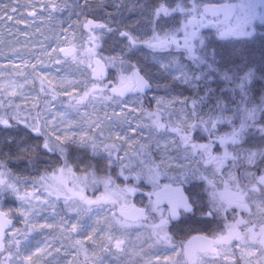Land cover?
Returning <instances> with one entry per match:
<instances>
[{
	"label": "snow or ice",
	"instance_id": "1",
	"mask_svg": "<svg viewBox=\"0 0 264 264\" xmlns=\"http://www.w3.org/2000/svg\"><path fill=\"white\" fill-rule=\"evenodd\" d=\"M115 3L117 15L103 22L87 18L88 0H73L71 8L56 0L27 5L33 19L38 8L50 16L68 9L78 21L85 17L79 28L86 31V42L60 47L59 52L65 60L86 64L93 80L79 96H73L75 84L67 81L66 109L72 111L61 112L58 120L41 119L38 105H33V116V109L17 104L12 97L22 87L19 82L0 84V202L5 196L19 200V214L33 228L50 208L63 232L91 242L93 264H107L108 257L120 255H139L135 264L153 260L161 264L173 257H179L173 264H217L229 250L244 264H252L245 258L254 255L257 264H264V50L257 56L249 48L257 27H264V0ZM20 10L16 0L11 11ZM124 10L137 13V18L125 19ZM3 17L0 12V20ZM69 20L72 30L71 16ZM105 37L112 41L115 54H102ZM81 52L86 60L79 58ZM169 80L193 90L190 109L185 99L179 112L174 108L169 112ZM64 83L61 80L60 86ZM45 91L41 81V92ZM50 91L55 99L57 92ZM150 91L156 93L157 106L148 112L151 131L133 148L134 138L124 136V125L131 126L128 114H123L128 105L124 97L134 93L135 101L142 102ZM97 100L121 105V112L112 116L105 112L96 119L81 113V106L88 104L95 111L92 102ZM152 133L157 134L154 143ZM117 140L124 144L117 145ZM5 154L23 157L37 169L47 165L40 177L45 183L37 188L39 182L13 176L3 161ZM49 178L55 182L46 183ZM29 183L36 191L42 188L43 194L22 193L21 185ZM101 185L99 196L86 194ZM137 196L141 206L133 203ZM61 199L63 209L57 206ZM69 213L75 215L65 220ZM108 213L111 218L102 223ZM44 219L40 227H53ZM12 227L8 213L0 210V264H24L25 257L31 262L34 253L28 244H21V237L27 240V228L16 230L18 234L5 243L6 229ZM145 231L148 237L141 241ZM145 245L155 251L146 253ZM73 246L87 259L88 249L81 240ZM36 251H43L39 244Z\"/></svg>",
	"mask_w": 264,
	"mask_h": 264
},
{
	"label": "rangeland",
	"instance_id": "2",
	"mask_svg": "<svg viewBox=\"0 0 264 264\" xmlns=\"http://www.w3.org/2000/svg\"><path fill=\"white\" fill-rule=\"evenodd\" d=\"M44 2L46 0H19L21 10L12 12L11 5L16 3V0H0V12H4V17L0 20V84L7 87L10 80L19 82L22 87L18 88L17 95L12 97L17 104L27 109H33V105H38L41 119L46 117L51 119L56 116L58 120L61 112L65 110L72 111L71 109H66L67 102L70 100V97L64 94V90L70 88L67 81L71 79L73 84H75V87L71 89L73 96H79L82 95L85 88L90 89L92 87L93 79L91 70L86 67V64L77 65L71 59L65 60L63 53L59 52L60 47H69L73 43L79 46V42H86L87 33L79 28V24L85 17L81 16L78 21L77 17L72 15L68 9L53 11L50 16L49 12L41 11L39 8L36 9L38 12L37 18L33 19L30 17V9L27 5L29 3L41 4ZM56 2H66L70 8L74 7L73 0H56ZM81 3H83V0H81ZM5 6L8 7L5 8ZM86 8L87 18L94 17L97 22L105 21L109 15H117L115 0H88ZM8 16H12L13 19H8ZM70 16L73 24L72 30H68ZM123 17L135 20L137 13H130L124 10ZM261 32H264V27L258 26L256 36L251 38L249 42V48L257 56L261 50H264V35H261ZM73 36L75 37L74 40L72 39ZM65 37L69 39L66 41ZM105 41L102 54H115L111 48L112 41L107 37H105ZM79 58L86 60V54L81 52ZM57 59H60L61 63H56ZM61 80L65 81L63 87L60 86ZM41 81H43L45 92H41ZM168 83L171 85V106L169 107V112L173 111V108L176 112H179L180 103L185 99H187L190 109L191 99L195 95L193 90L184 85L174 84L170 80ZM50 89H55L57 92L55 99H53ZM20 92H23L24 95H19ZM159 94L164 95L163 92ZM154 95L156 93L152 91L142 102L135 101L134 93H129L124 97L128 101V105L123 107V114H128V118L131 121L130 127L124 125V136L134 138V140L130 141L133 148L142 143L151 131V120L148 112L156 110L157 106L153 100ZM92 103L95 104V111H93L92 104H88L87 107L81 106V113H89L92 119L104 117L105 112L109 116H112L113 112H121V105L112 104L111 101L97 100ZM132 108L136 110L131 111ZM32 115H36L35 109H33ZM72 115L75 117L74 111ZM167 115V113H164L165 119H167ZM75 118L79 119V117ZM137 125H140V127H137ZM20 127L22 128L23 126L21 125ZM132 129H135V131ZM156 135V133H152V143H154ZM173 135L168 134L169 137ZM115 142L117 145L124 144L123 140ZM168 143H172L171 138L168 139ZM124 146L125 148L128 147L127 145ZM169 150L174 151V149ZM5 153H7V149H5ZM31 155L34 156L35 154ZM3 161L7 171L12 173L13 176L19 177L22 181H37L39 182L36 185L37 188H40L41 183H45L40 181V177L44 175V169L47 165L42 164L37 169V167L28 164L23 157L17 159L7 154L3 156ZM50 175L49 173V177ZM77 175H80V173L78 172ZM54 182L51 178L46 181L48 184ZM69 184H71V180H69ZM24 191L34 192L37 196L43 194L42 188L40 191H36L31 183L27 184L26 187L23 184L21 185V192L23 193ZM102 192L103 186L101 185L95 193H93L92 189H89L86 194L91 197L94 195L99 196ZM33 203H39V201H33ZM133 203L140 204V197L133 198ZM144 203H147L146 199ZM20 204L21 202L15 197L5 196L3 201L0 202V210H4L8 213V216L16 221L10 231L9 239L18 234L16 230L28 229L27 240L21 237V244H28L34 255L31 262L25 257L24 264H93L92 244L86 237L75 233L63 232L59 218L55 220L52 218V210L50 208L41 213L39 224L33 228L32 225L26 224L23 217L20 216ZM57 206L61 209L64 208L63 199L58 202ZM74 215V213H69L64 216V219L70 220ZM246 215L244 214L245 217ZM44 217H47V223L52 224L53 227H40V225L45 223ZM110 218L111 214L108 213L107 217H102V223ZM229 218H231L230 214ZM69 237H72V239ZM147 237L148 233L145 231L141 241L146 240ZM75 240H81L84 247L88 249L87 259H85L83 251L78 253L76 247L73 246ZM37 244L42 247L43 251H36ZM57 248H60L59 252L56 251ZM144 251L151 253L155 251V248L145 245ZM236 252L237 257H239V249H236ZM229 254L228 257L218 259L217 264H228L227 260H231L230 264H236L239 260L243 261L244 264V260L233 258L231 250H229ZM53 256L57 257V259L53 260ZM129 260L132 261V264H135L139 260V255L132 257L120 255L116 259L108 257L107 264H129ZM140 264H144V262L140 261Z\"/></svg>",
	"mask_w": 264,
	"mask_h": 264
},
{
	"label": "flooded vegetation",
	"instance_id": "3",
	"mask_svg": "<svg viewBox=\"0 0 264 264\" xmlns=\"http://www.w3.org/2000/svg\"><path fill=\"white\" fill-rule=\"evenodd\" d=\"M30 16V15H29ZM31 17V16H30ZM137 204V206H141L140 204H138V203H136ZM4 211V210H3ZM5 212V211H4ZM6 213V212H5ZM9 218H11V219H13L14 220V218H12V217H10V216H8ZM246 218V217H245ZM229 219H231V218H229ZM15 224H16V221H15ZM14 224V225H15ZM13 229V228H12ZM12 229H10V230H8V231H6L7 232V236L5 237V243H7V240L9 239V236H10V231L12 230ZM235 243V242H234ZM3 255H7V253H4ZM230 254H228V256H229ZM258 255V254H257ZM195 256H199V252L195 255ZM227 256V257H228ZM238 256V255H237ZM176 259H179V257H173V260H171V261H163V262H161V264H173V261L174 260H176ZM248 260H250L251 262H252V264H257V261H256V256L254 255V256H250V257H248L247 258ZM229 262V263H228ZM227 263L228 264H230L231 263V260H227ZM153 264H157V261H155V260H153ZM236 264H243V261H241V260H239Z\"/></svg>",
	"mask_w": 264,
	"mask_h": 264
},
{
	"label": "water",
	"instance_id": "4",
	"mask_svg": "<svg viewBox=\"0 0 264 264\" xmlns=\"http://www.w3.org/2000/svg\"><path fill=\"white\" fill-rule=\"evenodd\" d=\"M92 79H93V77H92ZM151 92H152V91L148 92V94L151 93ZM148 94H147V95H148ZM9 219H11V218H9ZM11 220H12V226H14L15 221H14L13 219H11ZM12 228H13V227H12ZM12 228H11V229H12ZM8 230H9V229H6V231H8ZM194 249H196V250L194 251V255H196L199 251H198V246L195 245V244H194Z\"/></svg>",
	"mask_w": 264,
	"mask_h": 264
}]
</instances>
